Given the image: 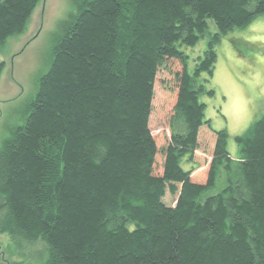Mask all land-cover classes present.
I'll use <instances>...</instances> for the list:
<instances>
[{"label":"trees","instance_id":"1","mask_svg":"<svg viewBox=\"0 0 264 264\" xmlns=\"http://www.w3.org/2000/svg\"><path fill=\"white\" fill-rule=\"evenodd\" d=\"M38 1L0 0V48ZM73 4L24 122L0 145V233L41 242L38 264H264V115L235 136V159L200 100L214 94L200 76L221 35L263 14L264 0ZM206 34L190 68L183 47ZM172 60L156 172L155 80Z\"/></svg>","mask_w":264,"mask_h":264},{"label":"rangeland","instance_id":"2","mask_svg":"<svg viewBox=\"0 0 264 264\" xmlns=\"http://www.w3.org/2000/svg\"><path fill=\"white\" fill-rule=\"evenodd\" d=\"M75 7L73 0H39L22 33L8 37L0 48V145L10 129L24 122L29 101L34 96L39 76L50 64L55 36L61 33L63 22ZM209 30L216 31L209 20ZM208 34L193 46L183 47L192 68L207 47ZM213 72H203L206 87L213 95L202 93L204 118L211 129H226L227 149L232 158L239 153L235 136L245 132L251 122L264 115V13L242 28L221 35L215 45ZM155 80V97L150 117V129L158 147L155 171L160 172L163 147L168 136V117L176 99L169 70H178V61H169ZM175 89V90H174ZM188 168V165H184ZM42 243H24L20 247L6 233H0V264L24 262L38 264ZM40 254V255H39Z\"/></svg>","mask_w":264,"mask_h":264}]
</instances>
